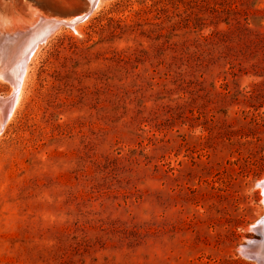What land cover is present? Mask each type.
Wrapping results in <instances>:
<instances>
[{
	"label": "rangeland",
	"instance_id": "374dc122",
	"mask_svg": "<svg viewBox=\"0 0 264 264\" xmlns=\"http://www.w3.org/2000/svg\"><path fill=\"white\" fill-rule=\"evenodd\" d=\"M89 10L0 0V40ZM74 28L0 132V264H260L264 0H100Z\"/></svg>",
	"mask_w": 264,
	"mask_h": 264
},
{
	"label": "bare ground",
	"instance_id": "6f19581e",
	"mask_svg": "<svg viewBox=\"0 0 264 264\" xmlns=\"http://www.w3.org/2000/svg\"><path fill=\"white\" fill-rule=\"evenodd\" d=\"M99 2L100 0H89L90 10L85 13V15L68 20L47 18L40 15L38 12H33L28 23H34V25H32L31 28L29 27V30L24 29L25 31L16 32L17 29H14L13 36L8 35L0 40V78L5 79V82L8 81L10 85V91L7 94V97H9L10 99L9 102H2V100L5 98H0V132L5 124L12 120L13 115L21 102L22 87L24 86L23 81L28 60L33 56V54H35L34 52L39 44H41L52 32H48V34H46L42 40L34 42L32 38L38 31V27L44 22L54 21L57 23H61V25L65 24L63 26L71 28L73 27V29H75L74 25L84 21L94 8H98ZM69 24L71 25L69 26ZM258 184L261 187L260 190L262 189L261 191L263 192L264 198V182ZM254 229L259 232L261 236L260 240L252 243V248L247 247L244 250V253L247 256L253 257L260 264H264V215L256 224V227Z\"/></svg>",
	"mask_w": 264,
	"mask_h": 264
},
{
	"label": "water",
	"instance_id": "95a60500",
	"mask_svg": "<svg viewBox=\"0 0 264 264\" xmlns=\"http://www.w3.org/2000/svg\"><path fill=\"white\" fill-rule=\"evenodd\" d=\"M63 25H65V24H63ZM63 25H61V23H57V22H54V21H48V22H44L43 24H41L39 27H38V31L35 33V35L33 36V38H32V40L34 41V42H37V41H40V40H42L43 38H44V36L46 35V34H48V32H50V31H53V30H56V28L58 27V26H63ZM71 24H69V26H70ZM33 42V43H34ZM33 45V44H32ZM9 97H7V98H5V99H3L2 100V102L4 101V102H6V103H8L9 102ZM263 182H264V178H263ZM247 247H244V248H242V254H243V252H244V250L246 249Z\"/></svg>",
	"mask_w": 264,
	"mask_h": 264
},
{
	"label": "trees",
	"instance_id": "16d2710c",
	"mask_svg": "<svg viewBox=\"0 0 264 264\" xmlns=\"http://www.w3.org/2000/svg\"><path fill=\"white\" fill-rule=\"evenodd\" d=\"M258 45V51H259V53H260V55H261V63L264 65V44H257ZM261 70H262V72H263V74H264V67L263 68H261ZM264 95H260V94H258L256 97H255V99H259V98H262ZM252 98H254V97H252Z\"/></svg>",
	"mask_w": 264,
	"mask_h": 264
}]
</instances>
